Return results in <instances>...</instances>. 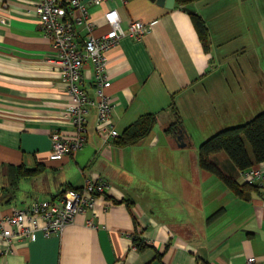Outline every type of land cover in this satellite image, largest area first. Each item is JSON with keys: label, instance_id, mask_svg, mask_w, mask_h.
<instances>
[{"label": "crops", "instance_id": "1", "mask_svg": "<svg viewBox=\"0 0 264 264\" xmlns=\"http://www.w3.org/2000/svg\"><path fill=\"white\" fill-rule=\"evenodd\" d=\"M36 1L0 0V218L87 180L109 189L61 234L39 232L32 242L10 245L0 264L264 262V190L239 198L197 160L205 139L264 112V0H200L187 7L175 1L171 9L154 0H81L96 36L108 31V9L117 10L125 33L132 21L150 25L140 39L123 37L108 50L111 84L104 92L118 136L143 116L154 115L156 123L136 144L119 147L96 132L90 107L83 147L61 161L48 158L50 137L74 134L65 114L71 100L42 38ZM185 9L204 21L208 46ZM82 89L94 101L90 66L82 70ZM176 118L181 142L165 132ZM211 161L243 183L227 157L214 154ZM37 165L42 173L10 187L12 168ZM259 167L264 174V163ZM135 236L145 250L133 247Z\"/></svg>", "mask_w": 264, "mask_h": 264}, {"label": "built area", "instance_id": "2", "mask_svg": "<svg viewBox=\"0 0 264 264\" xmlns=\"http://www.w3.org/2000/svg\"><path fill=\"white\" fill-rule=\"evenodd\" d=\"M111 0H93L95 5ZM125 2V0H121ZM42 38L46 40L54 55V63L63 73V81L71 100L65 114L74 127L70 137L52 133L50 161H61L64 157L80 150L85 143V127L90 107L96 111V132L105 140L118 136L111 122L113 103L105 95L111 82L106 75L107 52L123 37L140 39L150 31V25L132 21L125 33L120 25L116 9L103 13L108 31L94 35L96 24L89 20L86 3L81 0H37L34 6ZM81 32L83 35L81 36ZM90 66L94 101L82 89V70ZM239 178L248 185L264 190V174L261 168L241 170ZM109 189L103 181H85L80 189H67L51 201L33 202L27 209H18L0 218V256L10 252L15 242H32L37 233L49 237L59 235L75 217L92 206L96 194ZM245 264H264L254 257H248Z\"/></svg>", "mask_w": 264, "mask_h": 264}, {"label": "trees", "instance_id": "3", "mask_svg": "<svg viewBox=\"0 0 264 264\" xmlns=\"http://www.w3.org/2000/svg\"><path fill=\"white\" fill-rule=\"evenodd\" d=\"M177 5L187 7L200 0H175ZM191 21L198 33L203 46H208L209 37L204 21L196 14L190 13ZM156 120L154 115L143 116L125 131L114 138V143L119 147H127L136 144L140 139L147 136L153 129ZM167 134L175 138H180L179 142L185 140V134L181 127L179 118L167 127ZM248 144L250 151L247 149ZM224 153L231 161L237 171L257 168L264 163V112L256 115L245 124L225 129L200 144L197 150V160L199 168L211 175L218 177L225 186L239 198L245 199L252 191L258 188L246 183L239 184L237 181L225 176L221 170L211 161L214 154ZM43 165H37L35 169L28 170L24 167L12 168L10 177L12 182L10 187L17 189V185L22 179H30L44 171ZM76 190V189H74ZM63 193V192H62ZM60 193V194H62ZM124 202H116L121 204ZM126 206L128 204L126 203ZM133 247L138 251H143L148 247L146 243L138 237H133Z\"/></svg>", "mask_w": 264, "mask_h": 264}, {"label": "water", "instance_id": "4", "mask_svg": "<svg viewBox=\"0 0 264 264\" xmlns=\"http://www.w3.org/2000/svg\"><path fill=\"white\" fill-rule=\"evenodd\" d=\"M158 5L165 6L168 9L173 8V5L175 3V0H154ZM187 12H190V10L185 9ZM191 13V12H190ZM179 138V137H178ZM177 138V139H178Z\"/></svg>", "mask_w": 264, "mask_h": 264}, {"label": "rangeland", "instance_id": "5", "mask_svg": "<svg viewBox=\"0 0 264 264\" xmlns=\"http://www.w3.org/2000/svg\"><path fill=\"white\" fill-rule=\"evenodd\" d=\"M205 140H206V139H205ZM246 147H247V149L250 151V148H249L248 144H246ZM219 154H221L222 156L226 157V155H225L224 153H219Z\"/></svg>", "mask_w": 264, "mask_h": 264}]
</instances>
